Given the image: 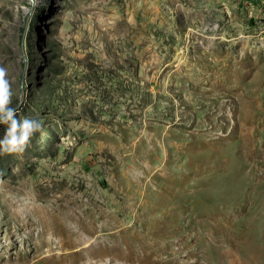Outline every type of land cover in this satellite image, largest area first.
Segmentation results:
<instances>
[{
  "label": "rangeland",
  "instance_id": "rangeland-1",
  "mask_svg": "<svg viewBox=\"0 0 264 264\" xmlns=\"http://www.w3.org/2000/svg\"><path fill=\"white\" fill-rule=\"evenodd\" d=\"M0 67V264H264V0H0Z\"/></svg>",
  "mask_w": 264,
  "mask_h": 264
},
{
  "label": "clouds",
  "instance_id": "clouds-1",
  "mask_svg": "<svg viewBox=\"0 0 264 264\" xmlns=\"http://www.w3.org/2000/svg\"><path fill=\"white\" fill-rule=\"evenodd\" d=\"M7 69L0 67V156L23 153L42 122L36 118H19L18 106H12L14 92L6 78Z\"/></svg>",
  "mask_w": 264,
  "mask_h": 264
},
{
  "label": "bare ground",
  "instance_id": "bare-ground-1",
  "mask_svg": "<svg viewBox=\"0 0 264 264\" xmlns=\"http://www.w3.org/2000/svg\"><path fill=\"white\" fill-rule=\"evenodd\" d=\"M256 168H257V167H256ZM48 241H49V239H48ZM48 241H47V242H48ZM124 243H125V242H124ZM84 248H85V247H84ZM157 249L160 251V250L163 249V247H160V248L158 247ZM85 250H86V249H85ZM83 251H84L83 248L79 249V251H78V255H80V259H81V260L85 258V254H86V253L84 254ZM163 251H165V250H162V252H163ZM69 254H71V253L67 252V253H65V254H61V255H65V256H62V258H64V259L66 260V258L69 257ZM61 255H60V256H61ZM70 256H71V255H70ZM87 256H88V255L86 254V257H87ZM92 256H93V255H92ZM169 256H170V255H169ZM52 259H53V258H52ZM54 259H55V258H54ZM51 261H52V260H51ZM165 261H166V260H165ZM165 261H164V262H165ZM48 262H49V261H48ZM80 262H84V261H80ZM53 263H54V262H53ZM76 263H77V262H76ZM74 264H75V263H74ZM83 264H86V262H84Z\"/></svg>",
  "mask_w": 264,
  "mask_h": 264
}]
</instances>
